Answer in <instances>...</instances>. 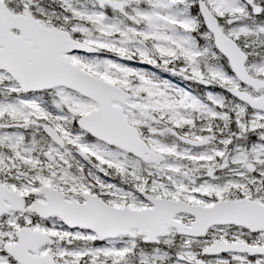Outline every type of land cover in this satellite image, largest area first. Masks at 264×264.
I'll use <instances>...</instances> for the list:
<instances>
[{
    "label": "snow or ice",
    "instance_id": "obj_1",
    "mask_svg": "<svg viewBox=\"0 0 264 264\" xmlns=\"http://www.w3.org/2000/svg\"><path fill=\"white\" fill-rule=\"evenodd\" d=\"M0 264H264V0H0Z\"/></svg>",
    "mask_w": 264,
    "mask_h": 264
}]
</instances>
